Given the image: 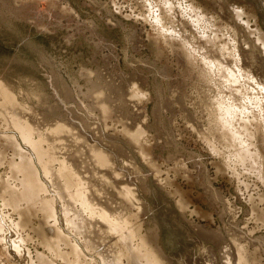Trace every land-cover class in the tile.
I'll list each match as a JSON object with an SVG mask.
<instances>
[{
    "label": "rangeland",
    "instance_id": "rangeland-1",
    "mask_svg": "<svg viewBox=\"0 0 264 264\" xmlns=\"http://www.w3.org/2000/svg\"><path fill=\"white\" fill-rule=\"evenodd\" d=\"M257 30L262 32V39L255 35ZM215 58L220 62L216 63ZM218 65L221 69L228 67L232 75L239 68L237 73L243 78L236 75L232 83L228 79L222 80L227 78L224 74L228 69L224 73ZM216 71L223 72L221 75L225 77ZM237 77L241 80L237 81ZM251 79L253 81H249ZM0 81L8 86L15 98L17 106L14 109L17 107L18 111L20 107L17 115L24 114L20 116H26V120L32 122L35 116L37 122L34 125L38 128L41 125L43 133L56 122L75 125L72 126L75 134L83 136L87 145H95V149L107 153L115 166L118 164L113 171L121 174L119 179H126H118L123 182L116 181L118 185L108 183L115 185L117 190L114 187L113 191L106 190L104 194V186L98 188L93 177L89 178L87 185L93 188V194L98 190L97 196L100 194L103 199L112 197V202L108 200L115 208L114 213L110 212L112 217L125 218L124 221L132 226L136 240L142 241L151 253H158L163 264H213V260L214 264H223V261L224 264H243L244 261V264H264V243L261 244L264 242V0H0ZM224 90L226 92H222ZM222 103L234 104L238 111L241 107L242 111L246 109L247 113L243 115L247 117L246 124L238 116L234 122L238 127L235 125L234 129L239 132L240 139L243 137L241 140L246 150H250H247L251 154L249 157L254 159L256 155V159L259 156L256 160L240 163L233 154L238 143L228 138L232 133L216 123L220 112L218 107ZM14 109H8L7 113ZM6 127L10 130L4 129ZM137 128L144 130L140 140L133 138ZM243 129L247 130L246 134ZM220 130L228 133L225 136ZM14 131L0 118V155H5L4 162H0V217L7 220V232L3 236L8 235L6 245H0L4 248H0V262L42 264L39 259L42 256L51 264H102L97 251H119L117 237L104 230V225L96 227V219L92 224L94 220L90 221L87 216H81L82 220L79 216L72 217L71 214L80 211L78 204L72 207V203L67 202L66 207L68 203L71 207L63 208L64 203L57 199L59 191H52L51 179L44 176L32 150ZM6 136L11 137L7 139ZM224 141H229L231 147ZM249 143L254 148L249 149ZM45 145L44 148L51 146L50 152L59 150L54 153L57 163L54 162L53 166L57 168L59 162L67 158L63 152L69 148L58 143V149L54 146V151L51 143ZM224 152L229 153L228 157L233 156L228 158ZM20 153L33 156L38 183L47 192L44 191L41 198L53 200L55 221L38 210L28 212L23 221L17 210L8 206L6 190L19 186L21 179L19 176L14 179L9 162L19 164ZM70 159L66 160L80 167V160ZM125 161H130L131 165ZM252 161L261 162L253 165ZM104 176L105 182L112 178H109L111 175L108 179ZM126 185L128 188L134 186L131 189L134 191L133 201L118 197ZM109 193L111 197H108ZM114 194L116 197L112 196ZM64 210L70 211L68 219ZM70 218L73 221L71 226ZM74 220L81 222L78 224L84 223L85 234L81 233L84 239L81 234L76 235L80 233L78 229L72 232ZM21 222L24 225L15 230V224ZM51 225L55 226L54 232ZM56 234L66 236L73 247L54 242L52 238ZM94 239L96 244L91 242L94 248L92 244L86 247L85 243L90 244ZM83 243L84 247L80 245ZM49 247L54 249L52 253ZM72 248L80 252L78 257L71 255ZM220 248L224 252L229 250L226 253L229 257L224 252L223 255ZM25 250L29 254H25ZM238 254H242V260L238 259ZM107 260L112 261L110 257ZM125 263L122 260V264Z\"/></svg>",
    "mask_w": 264,
    "mask_h": 264
},
{
    "label": "bare ground",
    "instance_id": "bare-ground-1",
    "mask_svg": "<svg viewBox=\"0 0 264 264\" xmlns=\"http://www.w3.org/2000/svg\"><path fill=\"white\" fill-rule=\"evenodd\" d=\"M236 11V10H235ZM234 11V12H235ZM242 12V11H241ZM237 14H239V13H237ZM235 15H236V13H235ZM242 15V14H241ZM235 18V17H234ZM238 18H240L239 16H238ZM158 20V19H157ZM244 23V22H243ZM246 23V22H245ZM247 24V23H246ZM255 35H259L258 36V39H260L261 37H263L262 36V32L260 31V30H257L256 31V34ZM261 36V37H260ZM260 37V38H259ZM262 39V38H261ZM260 42V41H259ZM262 42V41H261ZM263 46V45H262ZM207 47V46H206ZM209 47V46H208ZM207 47V48H208ZM224 47V46H223ZM222 47V48H223ZM210 49V48H209ZM234 50V49H233ZM231 52H232V50H230ZM229 51V52H230ZM235 51V50H234ZM207 54V53H206ZM205 54V55H206ZM210 54V53H209ZM233 54V53H232ZM204 55V54H203ZM228 55H229V53H228ZM202 56V55H201ZM222 56V55H221ZM220 56V57H221ZM230 56V55H229ZM205 57V56H204ZM215 57V56H214ZM213 57V58H214ZM219 57V58H220ZM231 57V56H230ZM188 58V57H187ZM208 58L209 59H211V57H210V55L208 56ZM217 58V57H216ZM215 58V59H216ZM228 58V57H227ZM251 58V57H250ZM255 58V57H254ZM209 59H207V60H209ZM232 59V58H231ZM235 59V58H234ZM234 59H232V60H234ZM190 60V59H189ZM204 61V60H203ZM209 61H211V60H209ZM234 61H236V60H234ZM234 61H233V64L235 65V63H234ZM206 62V61H205ZM219 63L220 62V60H218L217 61V59H216V63ZM228 62V61H227ZM204 63V62H203ZM214 63V62H213ZM229 63V62H228ZM238 62H236V64H237ZM242 63L244 64V62H243V60H242ZM207 65L209 64V62H207L206 63ZM210 64H211V62H210ZM221 64V63H220ZM219 64V65H220ZM212 65V64H211ZM215 65V64H214ZM218 65V66H219ZM233 65V66H234ZM217 66V65H216ZM221 66H222V64H221ZM225 66V65H224ZM238 66V65H237ZM215 67V66H214ZM220 67V66H219ZM223 67V66H222ZM217 68V67H216ZM224 68V67H223ZM235 68H236V66H235ZM238 68V67H237ZM220 69H221V67H220ZM226 69H228L229 70V68L227 67V68H225V69H221L224 73H225V71L224 70H226ZM234 68H231V70H233ZM218 70V69H217ZM220 70V71H221ZM226 71V73L224 74L223 72V74L224 75H226V77L227 78H224V79H222V80H225V79H228L231 83L232 82H235V80H236V75H238V73L237 72H239L238 70H239V68H238V70L236 71V69H235V71H236V73L234 74V75H232V73L230 72V70L229 71ZM219 71V70H218ZM217 72V71H216ZM233 72V71H232ZM242 72V71H241ZM240 72V73H241ZM218 73V72H217ZM222 73H218V74H220V76H223V77H225L224 75H221ZM240 75V74H239ZM238 75V76H239ZM251 75V74H250ZM219 77V76H218ZM240 77H242L243 78V76H241L240 75ZM245 77V76H244ZM249 77V76H248ZM247 77V78H248ZM237 81H239V80H241V78H238L237 77ZM249 79V78H248ZM229 81H228V83H229ZM243 81H245V80H243ZM249 81H253V79H251V80H249ZM246 82H248V81H246ZM223 83V82H222ZM226 83V82H225ZM237 83V82H236ZM262 84V83H261ZM221 85V84H220ZM226 85H229V84H226ZM233 84H231V87H233L232 86ZM260 85V84H259ZM261 86H263V84L261 85ZM257 87V86H256ZM220 88H221V86H220ZM262 88H264V86L262 87ZM225 89V88H224ZM227 89V88H226ZM225 89V90H226ZM256 89V88H255ZM259 89V88H258ZM222 91V92H226V91ZM228 91H229V89H227ZM238 90V89H237ZM248 90V89H247ZM257 90V89H256ZM233 91V90H232ZM236 91V90H235ZM240 91V90H239ZM246 91V90H245ZM255 91V90H254ZM263 91V93L262 92H258V93H262L263 94V97H264V90H262ZM237 92V91H236ZM244 92V91H243ZM253 92V91H252ZM230 93H231V91H230ZM229 93V94H230ZM242 93V92H241ZM247 93H249L248 91H247ZM251 93V92H250ZM257 93V92H256ZM255 93V94H256ZM223 94V96H224V93H222ZM232 95H233V93H231ZM235 94H237V93H234V95ZM136 95V94H135ZM239 95H240V93H239ZM239 95H238V97H239ZM243 95H247V94H244L243 93ZM242 95V96H243ZM251 95H252V93H251ZM228 97H229V95H227ZM252 96H254V95H252ZM252 96H250V97H252ZM257 96V95H256ZM260 96V95H259ZM227 97V98H228ZM230 97H232V96H230ZM249 97V98H250ZM262 97V96H261ZM97 98V96L95 97V99ZM233 98V97H232ZM257 98V97H256ZM260 98V97H259ZM98 99V98H97ZM217 99V98H216ZM215 99V100H216ZM220 99V98H219ZM223 99H225V98H223ZM243 99V98H242ZM247 99V98H246ZM258 99V98H257ZM256 99V100H257ZM0 100H1V102H0V118H2V120L4 119L5 120V122L8 124V126H9V128H11V130L13 129H15V131L14 132H18L17 134H19L18 136H20V138H21V140H22V142L24 143V144H26V146H29L30 147V149L32 150V152H33V154H34V157L36 158V162H37V164H38V166L40 167V169L42 170V173L44 174V176L46 177V178H48V179H51V180H49V182L51 181V183L52 184H54V186H53V189L55 190H52L54 193H56V191L58 190L59 192L61 191V194L59 193V192H57V195H58V197H57V199L58 200H60L62 203H64V206L65 207H63V208H67L68 206H70L69 205V203H68V206L66 207V203L67 202H70V203H72L71 204V206L73 205V206H75L76 204H78V207H79V209H80V211L78 212H74V214H71L72 215V217L74 216H79V217H81V216H87L88 218L87 219H96L97 220V222L95 223L97 226L96 227H98V225H104V227H106V228H104V227H102L104 230H107L108 231V233H112V235H114L113 237L115 238V237H117V241L119 242V246L121 247L120 249H118L119 251H117L116 253H114L113 252V250H111L112 252H110V250H98V248H96L95 249V253H96V250H98L97 251V255H98V257H99V259L98 260H101L100 262L102 263V264H122V260H124V262H126L125 264H163V261H161L160 259H159V257L157 256L158 255V253L157 252H155V253H157V255H155V254H153V253H151L148 249H146L145 248V246H144V244H143V242L142 241H137L136 240V237H135V234H134V231L132 230V226H130V225H128V223H126L125 221H124V219L122 220L120 217H115V215L112 217V215L110 214V212H111V210H112V212L114 213L115 212V208H113V206L112 205H114V204H110L111 202H112V200H111V194H113V193H115V191L114 192H110L109 193V195H108V197L110 196L111 198L110 199H108V198H102V196L100 197V194H99V196H97V194H98V190H96L97 192V194H93L92 193V189L91 188H89L88 187V181H89V178H92V179H94V180H96V182H95V184H98V188L99 187H102L103 188V186H104V190L105 191H103V193L104 194H106V190L107 191H110V189L112 190V189H114V187H116L115 185H114V187L112 186V185H110V184H108V183H111V184H117L118 185V183L119 184H122L121 182H118V181H120V179H122V178H118L120 175L119 174H117L115 171H113L114 170V168H116V166L118 165H114V163L113 162H111V159H110V157L108 156V155H106L105 153H104V151L103 152H101V151H98L97 149H95L96 147H95V145H94V147H91V146H93L92 144L91 145H87V143L86 142H84L83 140H84V138H83V133L81 134V136H82V138L81 137H79L78 136V134H75V129L72 127V126H75V125H69L68 123H64V122H56L55 124H53L52 126H50L48 129H45L46 130V132L45 133H43L42 132V127H41V125L39 126V128L37 127V126H35L34 124L37 122V118L36 119H34V117L32 118L34 121L32 122V121H29V120H26V116H25V118L24 117H21L22 115H24V114H16V113H18V111H20V107L18 108V111H16V109H17V107H16V109H14V106H17L16 105V100H15V98H14V96L11 94V92H10V90H9V88H8V86L6 85V84H4L2 81H0ZM218 100V99H217ZM230 100V99H229ZM248 100V99H247ZM262 101H263V99H261ZM228 101V100H227ZM233 101V100H232ZM232 101H230V102H232ZM97 102V101H96ZM224 102V101H223ZM245 102V101H244ZM256 102V101H255ZM258 102H260V101H258ZM219 103V102H218ZM218 103H216V105H218ZM229 103V102H228ZM226 104L225 103V105H224V103H222L223 105L222 106H219L218 108H219V117H218V119L216 120V123L219 125V126H221V127H223V128H225L228 132H230V134L232 133V136L231 137H228V138H232V140L234 141V142H236V143H238V148L234 151L233 150V148H234V146H232L233 148H232V150L235 152V153H233V154H235L236 155V158H238L239 159V162L240 163H249V161L251 162V160H254L255 159V153H257V151H255V153H254V159H253V156H252V158L251 157H249V155H251L250 154V152H248V151H250V150H246V148L244 147V144L245 143H243V137L240 139V137H238V133L239 132H235L236 130L234 129V126L236 125H234V122L237 120L236 118L238 117V116H241L242 117V120L241 121H244V123L246 124V119H247V117H245V116H243L244 114H246L247 112H246V109H245V111H242V110H240V109H242V107L239 109V111L236 109V107L235 106H233V105H230V104ZM233 103V102H232ZM231 103V104H232ZM243 103V102H242ZM246 103V102H245ZM248 103V102H247ZM254 103V102H253ZM257 103V102H256ZM262 103V102H261ZM220 104V103H219ZM241 104V103H240ZM250 104H252V102L250 103ZM221 105V104H220ZM244 105V104H243ZM254 105H256V104H254ZM254 105H253V107H254ZM263 105H264V103H263ZM263 105H261V106H263ZM238 106H239V103H238ZM237 106V107H238ZM241 106H242V104H241ZM260 106V107H261ZM246 107H247V105H246ZM14 109V110H10V114H8L7 112V110L8 109ZM24 108V107H23ZM23 108H22V110H23ZM100 108V107H99ZM108 108V107H107ZM211 108V107H210ZM217 108V107H216ZM102 109V108H101ZM104 109H106V108H104ZM244 109V108H243ZM258 109H259V107H258ZM257 109V110H258ZM1 110H2V112H1ZM100 110V109H99ZM108 110V109H107ZM249 110H250V108H249ZM252 110V109H251ZM256 110V111H257ZM260 110V109H259ZM262 110V109H261ZM11 111H12V113H11ZM13 111H14V113H15V115L13 114ZM28 111H30V109L28 110ZM33 111V110H32ZM102 111V110H101ZM253 111H255V110H253ZM31 112V111H30ZM103 112V111H102ZM89 113V112H88ZM105 113V112H104ZM104 113H103V115H104ZM249 113V112H248ZM252 113V112H251ZM251 113H250V117H251ZM27 114V113H26ZM25 114V115H26ZM33 114H35V112H33ZM259 114H261L262 115V113L261 112H259ZM38 114H36V117H39V116H37ZM256 115V114H255ZM89 116V115H88ZM211 116H212V114H211ZM248 116V115H247ZM257 116H259L258 114H257ZM264 116V115H263ZM262 116V117H263ZM32 117V116H31ZM249 117V116H248ZM252 117H254V116H252ZM257 118V117H256ZM258 118H260V117H258ZM28 119V118H27ZM31 119V118H30ZM31 119V120H32ZM263 119H264V117H263ZM7 120V121H6ZM239 120V119H238ZM252 120H253V118H252ZM256 120V119H255ZM261 120V119H260ZM260 120H258V121H260ZM66 122V121H65ZM240 122V121H239ZM253 122V121H252ZM264 122V121H263ZM215 123V124H216ZM236 123V122H235ZM240 123H242V122H240ZM239 123V124H240ZM250 123H251V121H250ZM254 123V122H253ZM4 124V123H3ZM252 124V123H251ZM256 124H258V123H256ZM5 125V124H4ZM241 125V124H240ZM239 125V126H240ZM261 125H262V123H261ZM260 125V126H261ZM237 126V125H236ZM243 126H244V124H243ZM247 126V125H246ZM254 126V125H253ZM238 127V126H237ZM237 127H236V129H237ZM245 127V126H244ZM249 126H247V128H248ZM77 128V127H76ZM142 128V127H141ZM240 128H242V127H240ZM246 128V129H247ZM263 128V127H262ZM4 129H7V127L6 128H4ZM81 129V128H80ZM217 129V128H216ZM219 129V128H218ZM221 129V128H220ZM7 130H10V129H7ZM226 130H225V132H223L222 130H220V134H221V131L224 133V135L226 136V134L228 133H226ZM241 130V129H240ZM244 131H245V129H243ZM78 131V130H77ZM134 131V130H133ZM136 131V130H135ZM141 131H144V130H141V129H138L137 128V131L134 133V135H133V138H134V140H138L140 137H142L141 135L144 133H142ZM247 131V130H246ZM246 131H245V134H246ZM250 131V130H249ZM262 131H264V130H262ZM128 133H129V131H127ZM126 132V133H127ZM217 132V131H216ZM43 133V134H42ZM80 133V132H79ZM218 133V132H217ZM250 133V132H249ZM248 133V134H249ZM252 133V132H251ZM131 134V133H130ZM133 134V133H132ZM242 134V133H241ZM244 134V133H243ZM129 135V134H128ZM263 135V134H262ZM132 136V135H131ZM220 136V135H219ZM7 137V136H6ZM11 137V136H10ZM10 137L8 136L7 137V139H10ZM13 137V136H12ZM222 137H223V135H222ZM227 137H225V138H227ZM245 137V136H244ZM250 137V136H249ZM264 137V136H263ZM130 138V137H129ZM224 138V139H225ZM228 138H227V140H228ZM247 138V137H246ZM12 139V138H11ZM141 139V138H140ZM139 139V140H140ZM221 139H223V138H221ZM250 139H251V137H250ZM131 140V139H130ZM249 140V139H248ZM254 140V139H253ZM252 140V141H253ZM263 140V139H262ZM10 141H12V140H10ZM133 141V140H132ZM133 142H135V141H133ZM226 141H224V143H225ZM231 143V144H235V143ZM248 142V141H247ZM251 142V141H250ZM255 142V141H254ZM10 143V142H9ZM13 143V142H12ZM52 144V146L54 147H57L56 145H58V143L59 144H61V145H63V146H65V148H69V149H65V152H63L64 154H66V156H67V158L68 159H70V158H72V156L74 157V158H72V159H70V160H73V161H75V160H80L81 162H80V167H76V165L72 162L71 164L68 162V160H66L67 158H65L64 159V157H65V155H64V157H62V159H64L62 162H59V165H58V167L57 168H55L54 166H53V164H54V162L55 163H57V161H55V155H54V153L56 154L57 152H50V149H51V146L49 147V145H48V147L45 149L44 148V145L45 146H47V144ZM95 143V142H94ZM96 144V143H95ZM134 144V143H133ZM229 145V141H228V143L226 142V145ZM136 145H137V141H136ZM227 145V146H228ZM248 145V144H247ZM249 145H250V143H249ZM18 146V145H17ZM59 146V145H58ZM63 146H61V147H63ZM67 146V147H66ZM98 146V145H97ZM230 146V145H229ZM228 146V147H229ZM254 145L252 144V145H250V147H249V149L250 148H252ZM55 147H54V151H55ZM227 147V148H228ZM231 147V146H230ZM229 147V148H230ZM60 148V147H59ZM72 148V149H71ZM100 148V147H99ZM210 148H215V147H210ZM226 147H225V149L226 150H228ZM254 148V147H253ZM57 149H58V147H57ZM56 149V150H57ZM63 149H64V147H63ZM88 149V150H87ZM214 150H216V148L214 149ZM231 149H230V151H232ZM255 150V149H254ZM254 150H252V151H254ZM20 151V150H19ZM51 151H53V150H51ZM64 151V150H63ZM68 151V152H67ZM229 151V150H228ZM227 151V152H228ZM1 152V151H0ZM21 152V151H20ZM87 152H89L88 154H87ZM213 152V151H212ZM215 152V151H214ZM218 152V151H217ZM226 152V153H227ZM13 153H14V151H13ZM62 153V152H61ZM68 153H70V154H68ZM84 155H83V154ZM223 153V152H222ZM221 153V154H222ZM225 153V152H224ZM225 153V154H226ZM17 154V153H16ZM16 154H15V156H16ZM216 154V153H215ZM220 154V155H221ZM228 154L229 153H227V156L226 157H228ZM60 155H62V154H60ZM59 155V156H60ZM219 155V154H218ZM223 155V154H222ZM221 155V156H222ZM232 155V154H231ZM230 155V156H231ZM235 155H234V157H235ZM258 155V154H257ZM4 156L5 155H3V157L0 155V159H2L3 158V160L2 161H0L1 163L2 162H4ZM14 156V155H13ZM14 156V157H15ZM18 156H20L19 158H21L20 160H19V164L18 163H16V164H11V162H9L10 163V166L13 168V170H11V171H13V174L15 175V178L14 179H16L17 177L16 176H19V177H21V179H19L20 180V185L19 186H17V187H14V188H6L7 190L6 191H8V192H6V193H8L7 195H8V197H7V199H8V206H10V207H12L13 208V210H14V208L17 210V212L21 215V217H22V219H23V221L25 220V217L27 216L26 214L28 213V212H32V211H39V213H41V214H43L45 217L47 216V217H51L52 215H53V213H54V203H53V200L52 199H49V198H43V200H42V198H41V195H44L45 194V187L43 188L39 183H38V180H37V172L35 171V169H34V167H33V165L34 166H36L35 165V161H34V158H33V156L32 155H30V157L28 156V155H24V154H22V153H20ZM83 156H84V158H83ZM229 156V157H230ZM233 156V155H232ZM228 157V158H229ZM259 156H257V158H258ZM77 158V159H76ZM144 158V157H143ZM233 158V157H232ZM256 158V159H257ZM14 159V158H13ZM12 159V160H13ZM75 159V160H74ZM226 159V158H225ZM235 159V158H234ZM255 159V160H256ZM86 160V161H85ZM228 160V159H227ZM229 160H231V158L229 159ZM259 160H260V158H259ZM10 161V160H9ZM13 162V161H12ZM71 162V161H70ZM76 162V161H75ZM127 162H129L128 164H130V161H127ZM127 162L125 161V163L127 164ZM238 161H236V163H237ZM253 162V161H252ZM258 164L261 162H258V161H256ZM256 162H253V165H254V163H256ZM78 163V162H77ZM228 163V162H227ZM234 163V162H233ZM244 163V164H245ZM6 164H8V163H6ZM70 164V165H69ZM79 164V163H78ZM252 164V163H251ZM250 164V165H251ZM0 165H2V164H0ZM131 165V164H130ZM128 166V165H127ZM240 166V165H239ZM244 166V165H243ZM248 166V165H247ZM252 166V165H251ZM258 166V165H257ZM256 166V167H257ZM118 167V166H117ZM245 167H246V165H245ZM254 167V166H253ZM252 167V168H253ZM259 167L261 168V166L259 165ZM84 169V170H83ZM90 169H92V170H90ZM10 170V169H9ZM8 170V171H9ZM37 170H38V168H37ZM84 172H83V171ZM117 170V169H116ZM125 170V169H124ZM251 170V169H250ZM255 170H257L256 168H255ZM254 170V171H255ZM39 171V170H38ZM118 172V171H117ZM94 173V174H93ZM235 174V173H234ZM104 175H106L107 176V179H108V176H110L109 178H111V179H108V182H105L106 181V179L104 178L105 176ZM242 175V174H241ZM240 175V176H241ZM260 175V174H259ZM0 176H1V174H0ZM258 176V175H257ZM14 177V176H13ZM8 178H9V176H8ZM7 178V179H8ZM114 178V179H113ZM237 178H238V176H237ZM261 178V177H260ZM6 179V180H7ZM116 179V180H115ZM119 179V180H118ZM123 179H124V177H123ZM122 179V180H123ZM125 179H126V177H125ZM124 179V180H125ZM264 179V178H263ZM2 180H3V178H2ZM118 180V181H117ZM5 181V180H4ZM10 181V180H9ZM15 181V180H14ZM105 182V183H103L102 184V182ZM118 183H117V182ZM2 182V181H1ZM7 182V181H6ZM12 182V181H11ZM17 182V181H16ZM93 182V181H92ZM125 182H127V181H125ZM50 183V184H51ZM2 184V183H1ZM51 184V185H52ZM18 185V184H17ZM91 184H89V186H90ZM3 186H4V184H3ZM6 186V185H5ZM13 186V185H12ZM92 186H95V185H93L92 184ZM128 185H126V187H125V189H121V191H123V193H121L120 191V195H118V197L119 198H121L122 200H126V201H128L129 202V200H127V199H133L132 197L134 196H132V193L134 192L133 190H131V189H133V187H130V188H128L127 187ZM1 188H2V185H1ZM52 188V187H51ZM102 188H100L101 190H103ZM124 188V187H123ZM246 188V187H245ZM96 189V188H95ZM46 190H47V188H46ZM116 190H117V187H116ZM119 190V189H118ZM125 190V191H124ZM247 190V189H246ZM5 191V190H4ZM45 191V192H44ZM100 191V190H99ZM113 191V190H112ZM133 191V192H132ZM101 192V191H100ZM99 192V193H100ZM1 193V192H0ZM44 193V194H43ZM47 193V192H46ZM108 193V192H107ZM2 194V193H1ZM4 194V193H3ZM124 195V197L126 198H124L123 196L121 197V195ZM56 195V194H55ZM56 195V196H57ZM102 195V194H101ZM46 196V195H45ZM49 195L47 194V197H48ZM52 196V195H51ZM55 196V197H56ZM97 196V197H96ZM104 196V195H103ZM106 196V195H105ZM112 196H115V194L114 195H112ZM4 197V196H3ZM44 197V196H43ZM116 197V196H115ZM115 199V198H114ZM108 200H110V201H108ZM252 200V199H251ZM6 200H4V202H5ZM94 201H96L97 203H99V204H95L94 203ZM114 201H117L116 199L114 200ZM119 201V200H118ZM117 201V202H118ZM133 201V200H132ZM135 201V200H134ZM137 201V200H136ZM57 202V201H56ZM131 202V201H130ZM262 202V201H261ZM115 203V202H114ZM121 203V202H120ZM120 203H119V206H120ZM23 204L25 205V207L23 206ZM75 204V205H74ZM124 204V203H123ZM137 204V203H136ZM60 205H61V203H60ZM1 206H2V204H1ZM70 206V207H71ZM72 206V207H73ZM118 206V205H117ZM116 206V207H117ZM137 206V205H136ZM139 206V205H138ZM12 208H11V210H12ZM57 208V207H56ZM118 208V207H117ZM136 208H139V207H136ZM141 208V207H140ZM2 209V208H1ZM4 209H6V208H4ZM69 210H71L70 208H68ZM77 209V208H76ZM10 210V209H9ZM10 210V211H11ZM12 210V211H13ZM121 210H123V209H121ZM58 211V210H57ZM73 211V210H72ZM63 212V210L61 211V213ZM64 212H65V210H64ZM70 213V211H67V212H65V215H63V218H64V216L68 219V217L69 216H71L69 213ZM264 212V211H263ZM2 213H4V212H2ZM73 213V212H72ZM119 213V212H118ZM62 214H64V213H62ZM62 214H61V217H62ZM117 214V213H116ZM123 214V213H122ZM263 214V213H262ZM10 215V214H9ZM13 215V214H12ZM58 215V214H57ZM60 215V214H59ZM120 215V214H119ZM260 215V214H259ZM2 216V215H1ZM43 216V217H44ZM117 216V215H116ZM263 215H261V217H262ZM3 217H5L4 215H3ZM7 214H6V219H7ZM54 216H52L51 218L52 219H54L53 218ZM260 217V218H261ZM58 218V217H57ZM65 218V219H66ZM18 219V218H17ZM34 219V218H33ZM74 219H76V218H74ZM85 219V218H84ZM72 220H73V218H72ZM78 220V219H77ZM77 220H74V230H73V228L72 227H70L72 224L71 223H73V221H71V218L69 219V221H70V223H69V221L67 222V223H69L70 224V228H72V232H74V231H77V229H78V231L80 232L79 234H76V235H80L81 233H84L85 231L84 230H86V229H84V226H82L84 223H82V224H78V223H81V222H78ZM81 220H82V217H81ZM88 220V223L90 222V221H92V220H90L89 221ZM260 220V219H259ZM262 220V219H261ZM260 220V221H261ZM7 221V220H6ZM5 219H3V218H1L0 217V245H2L3 247L6 245L5 244V238H6V236H8V235H6L5 236V238H4V236H3V234L5 233V231H6V226H5ZM9 221V220H8ZM19 221V220H18ZM44 221V220H43ZM47 221H48V219H47ZM54 221H55V219H54ZM80 221V220H79ZM87 220L85 219V222H86ZM263 221V220H262ZM11 222V220L9 221V223ZM66 222V221H65ZM83 222H84V220H83ZM95 222V220L92 222V224ZM134 222V221H133ZM57 223H59V222H57ZM264 223V222H263ZM262 223V224H263ZM54 224H56V223H54ZM66 224V223H65ZM87 224V223H86ZM91 224V225H92ZM22 225H24V222H21L20 224L19 223H16L15 224V226H16V229L15 230H19V229H17V228H19L20 226H22ZM52 225H53V223H52ZM51 225V228L53 227ZM67 225V227H68V224H66ZM65 225V226H66ZM88 225V224H87ZM86 225V226H87ZM8 226V225H7ZM10 226H11V224H10ZM15 226H14V228H15ZM30 226V225H29ZM94 226V225H93ZM99 226V227H100ZM130 226V227H129ZM66 227V228H67ZM95 227V226H94ZM95 227V228H96ZM8 228V227H7ZM10 228V227H9ZM13 228V227H12ZM54 228H55V226L52 228L53 229V232H54ZM57 228V227H56ZM76 228V229H75ZM88 228H89V226H88ZM91 228V227H90ZM61 229H63V227L61 228ZM92 229H93V227H92ZM8 230V229H7ZM42 230H43V228H42ZM50 230V229H49ZM71 230V229H70ZM88 230H91V229H88ZM87 230V231H88ZM36 231V230H35ZM52 231V230H51ZM50 231V232H51ZM84 231V232H83ZM7 232V231H6ZM14 232V231H13ZM19 232V231H18ZM37 232V231H36ZM60 232V231H59ZM92 232V231H91ZM252 232V231H251ZM21 233V232H20ZM56 233H58V230L56 231ZM63 233H64V230H63ZM75 233V232H74ZM73 233V234H74ZM78 233V232H77ZM88 233H90V231L88 232ZM107 233V234H108ZM7 234V233H6ZM9 234V233H8ZM43 234V233H42ZM41 234V235H42ZM69 234H70V232H69ZM73 234H71V235H73ZM85 234V233H84ZM83 234V235H84ZM252 234V233H251ZM14 235V234H13ZM15 235H17V233L15 234ZM14 235V236H15ZM19 235V234H18ZM18 235H17V238H18ZM70 235V236H71ZM82 234H81V236H82V238L84 239V236H83ZM99 235V234H98ZM100 235H102V234H100ZM213 235V234H212ZM48 236V235H47ZM87 236H88V234H87ZM12 237V236H11ZM85 237H86V235H85ZM90 237H91V235H90ZM92 237H93V234H92ZM95 237V236H94ZM208 237V236H207ZM213 237V236H212ZM212 237H209L210 239L212 238ZM234 237V236H233ZM15 238H16V236H15ZM47 238V237H46ZM52 238V237H51ZM79 238H81V237H79ZM87 238V237H86ZM209 238H207V239H209ZM216 239H217V236L215 237ZM7 239V238H6ZM12 239H14V238H12ZM53 240H54V242H56V243H63L65 246H68V245H70L69 244V241H68V238L66 237V236H64V235H62V234H56V235H54L53 236V238H52ZM88 239V238H87ZM91 239V238H90ZM146 239V238H145ZM209 239V240H210ZM219 239H221V238H219ZM261 240V238H259L258 237V241L259 242H261L260 240ZM263 239V238H262ZM11 240V239H10ZM25 240V239H24ZM95 240L96 239H94V241L92 240H90V244H87L88 242H86L85 243V245H86V247L89 245H91L92 243L91 242H94L95 244H96V242H95ZM208 240V241H209ZM212 240V239H211ZM215 240V239H214ZM214 240H212V241H214ZM246 240V239H245ZM252 240V239H251ZM9 241V240H8ZM12 241H14V240H12ZM12 241H10V243H11V245H12ZM17 241H19V239L18 240H16V242ZM72 241V240H71ZM79 241V240H78ZM80 241H82V240H80ZM112 241H115V240H112ZM211 241V242H212ZM219 241V240H218ZM226 241V240H225ZM231 241V240H230ZM241 241V240H240ZM250 241V240H249ZM15 242V241H14ZM15 242V243H16ZM20 242H21V240H20ZM83 242V241H82ZM107 242V241H106ZM118 242L116 243L117 245H118ZM147 242V241H146ZM7 243V242H6ZM9 243V242H8ZM27 243V242H26ZM72 243V242H71ZM80 243V242H79ZM99 243V242H98ZM149 243V241L147 242V244ZM229 243H231V242H229ZM242 243V242H241ZM264 242H262L261 244H263ZM19 244V243H18ZM25 244V243H24ZM111 244V243H110ZM113 244V243H112ZM115 244V245H116ZM232 244H234V243H232ZM8 245V244H7ZM81 246L83 245V247H84V243L83 244H80ZM79 245V246H80ZM94 244H92L91 246H93ZM150 245V244H149ZM148 245V246H149ZM224 245V244H223ZM235 245L237 246L238 244H236V242H235ZM10 246V245H9ZM58 246V245H57ZM97 246V245H96ZM105 246V245H104ZM18 246H16V248H17ZM27 247V246H26ZM62 247V246H61ZM69 247V246H68ZM70 247H73V246H71L70 245ZM226 247V246H225ZM233 247V246H232ZM232 247H227V248H232ZM238 247V246H237ZM242 247V246H241ZM259 247H260V245H259ZM263 246H261L260 248H262ZM0 248H2V247H0ZM7 248H9V247H7ZM14 248V247H13ZM46 248V247H45ZM50 248V247H49ZM54 248V247H53ZM88 248H91V247H88ZM92 248H94V246L92 247ZM92 248L90 249V250H92ZM108 248V247H107ZM227 248L226 249H223V250H227ZM239 248V247H238ZM4 248H2V250H3ZM18 249V248H17ZM17 249H13V250H17ZM46 249H48V248H46ZM57 249V248H56ZM73 249V250H72ZM71 249V255H73L74 257H78L79 256V254H80V252L77 250V248H72ZM156 249V248H155ZM233 249V248H232ZM235 249V248H234ZM237 249V248H236ZM242 249H243V247H242ZM263 249H264V247H263ZM12 250V249H11ZM50 251H51V253H52V251L54 250H52L51 248L49 249ZM58 250H59V248H58ZM117 250V249H116ZM115 250V251H116ZM157 250V249H156ZM240 250H241V248H240ZM240 250H239V252H240ZM245 250H247V249H245ZM19 251H20V249H19ZM27 250H25V254L27 253V254H29L28 252H26ZM57 251V250H56ZM56 251H54V252H56ZM78 251V252H77ZM209 251V250H208ZM212 250L210 249V253H213V252H211ZM219 251H221V253H223L224 251H222L221 250V248H220V250ZM233 251V250H232ZM237 252H238V250H236ZM5 252H6V249H5V251H4V254H5ZM8 252V251H7ZM11 252V251H10ZM16 252H18V250L16 251ZM15 252V253H16ZM92 252V251H91ZM227 252H229V250L227 251ZM227 252H224L225 254L227 253ZM231 252V251H230ZM237 252H235L236 254H237ZM238 252V253H239ZM49 253V252H48ZM59 253V252H58ZM93 253V252H92ZM108 253V255H106ZM220 252H219V254H221ZM223 253V255H225ZM241 253V252H240ZM244 253H246L245 251H244ZM57 254V253H56ZM64 254V253H63ZM94 254V253H93ZM209 254V253H208ZM215 254H217V253H215ZM234 254V253H233ZM251 254V253H250ZM7 255V254H6ZM16 255H18V253L16 254ZM35 255V254H34ZM62 255V254H61ZM65 255V254H64ZM228 254H226L225 256H227ZM249 255V254H248ZM247 255V256H248ZM252 255V254H251ZM9 256H11V254L9 255ZM13 256V255H12ZM15 256V255H14ZM19 256V255H18ZM37 257H38V255H36ZM63 256V255H62ZM81 256V255H80ZM217 256V255H216ZM237 256V255H236ZM253 256V255H252ZM16 257V256H15ZM19 257H21V256H19ZM19 257H17L18 259H19ZM27 256L25 255V258H26ZM57 257V256H56ZM64 257V256H63ZM66 257V256H65ZM111 258V260L112 261H108L107 259L108 258ZM206 257V256H205ZM212 257H215L214 256V253H213V256ZM212 257H210V259L212 258ZM228 257H229V255H228ZM239 257V258H238ZM238 259L239 260H242V254L239 256V254H238ZM91 258V257H90ZM95 258V257H94ZM223 258H224V256H223ZM258 258V257H257ZM28 259H29V257H28ZM37 259V258H36ZM39 259L41 260V261H43L42 262V264L44 263V262H47L48 264H51V263H49L48 261H46V259L45 258H43L42 256H39ZM38 259V260H39ZM49 259V258H48ZM52 259V258H51ZM62 259V258H61ZM70 259V258H69ZM72 259H73V257H72ZM81 259H82V257H81ZM206 259V258H205ZM208 259V258H207ZM221 259H222V254H221ZM230 258H228V260H229ZM232 259H235V258H233L232 257ZM25 260V259H24ZM56 260V259H55ZM65 260H66V258H65ZM74 260V259H73ZM83 260H84V258H83ZM213 260V258L211 259V261ZM220 260V259H219ZM226 260V259H225ZM235 260H237V259H235ZM253 260V259H252ZM11 261V260H10ZM16 261V260H15ZM64 261V260H63ZM70 261V260H69ZM85 261V260H84ZM221 261V260H220ZM230 261V260H229ZM232 261V260H231ZM259 261V260H258ZM12 262V261H11ZM60 262H61V260H60ZM76 262H78V260L76 261ZM75 261H74V263H76ZM207 262V261H206ZM214 260H213V264H214ZM226 262V261H225ZM233 262H235V261H233ZM241 262V261H240ZM239 262V263H240ZM249 262V261H248ZM19 263V262H18ZM17 263V264H18ZM29 263V262H28ZM37 263H39V261L37 262ZM41 263V262H40ZM64 263V262H63ZM68 263V262H67ZM66 263V264H67ZM84 263V262H83ZM90 263V262H89ZM91 263H92V261H91ZM210 263V262H209ZM235 263H237V261L235 262ZM243 263V262H242ZM244 263H245V261H244ZM243 263V264H244ZM0 264H3V263H1L0 262ZM11 264V263H10ZM31 264H32V262H31ZM62 264V263H61ZM65 264V263H64ZM69 264H70V262H69ZM85 264H87V263H85ZM210 264H212V263H210ZM220 264H221V262H220ZM223 264H224V261H223ZM225 264H231V262L229 263H225ZM232 264H234V263H232ZM241 264V263H240ZM258 264V263H257Z\"/></svg>",
    "mask_w": 264,
    "mask_h": 264
}]
</instances>
